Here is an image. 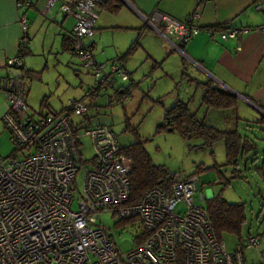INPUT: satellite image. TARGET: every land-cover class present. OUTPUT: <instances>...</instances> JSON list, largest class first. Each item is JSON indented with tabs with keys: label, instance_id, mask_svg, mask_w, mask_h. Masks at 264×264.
<instances>
[{
	"label": "built area",
	"instance_id": "2783aa9c",
	"mask_svg": "<svg viewBox=\"0 0 264 264\" xmlns=\"http://www.w3.org/2000/svg\"><path fill=\"white\" fill-rule=\"evenodd\" d=\"M55 1L47 0L44 11L49 12ZM98 1L60 3L61 11L74 18L72 49L95 78L83 96L94 95L103 84L115 86L118 79L128 78L121 59L99 61L93 45L84 41L93 32ZM17 4L29 6L30 1L17 0ZM257 8L264 12V2ZM144 17L179 49L201 30L197 10L177 18L155 8ZM20 21L18 49L29 37L24 14ZM254 29L264 32V23ZM248 30L231 25L219 28L216 34L227 39ZM17 54L6 60V68L21 69ZM1 88L8 102L2 121L14 152L0 155V264H245L242 247L228 251L224 240L217 237L209 213L195 201L198 175L182 178L173 172L166 188H148L131 200V159L120 153L112 127L98 124L81 132L79 123L71 118L87 111L83 98L71 99L65 105L68 110L29 112L23 77L9 73ZM82 134L90 137L94 148L88 166L79 151ZM79 168L84 175L74 209L73 179ZM198 198L203 200L201 192ZM100 212L116 215L117 226L119 220L138 222L130 248L122 250L116 245L113 232L98 221ZM140 232L141 241L137 242ZM259 241V234L251 233L245 244L258 246ZM258 264H264V249L259 252Z\"/></svg>",
	"mask_w": 264,
	"mask_h": 264
},
{
	"label": "rangeland",
	"instance_id": "374dc122",
	"mask_svg": "<svg viewBox=\"0 0 264 264\" xmlns=\"http://www.w3.org/2000/svg\"><path fill=\"white\" fill-rule=\"evenodd\" d=\"M60 1L55 2L53 11H57ZM60 12L62 11L59 9V15ZM41 16L42 22L39 23L38 30L31 31V41L28 44L31 52L24 54L31 68L41 69L45 66L40 80H30L23 75L26 86H29V112L39 110L43 96H47L50 107L56 110L68 105L71 99L83 98L88 105L87 111L71 115L73 122L81 126V132L85 127L110 125L121 146L140 139L156 164L163 165L169 174L180 173L182 178L194 172L199 163L207 166L215 162L223 164L225 150L221 139L214 141L212 145H206L196 135L184 138L176 130L157 132L156 127L163 121L165 110L176 101L188 102L190 109L204 123L223 128L238 127L254 140L255 148L240 159V169L245 177L231 178V167L228 165H222L220 170L229 180L223 190L224 197L231 202H245L247 222L242 239L245 246V264H258L259 252L264 249V180L257 174L256 169V165L264 157V121L260 119L261 115L244 106L210 108L207 111L201 103L203 89L196 86L195 82L181 77L183 64L188 66L187 59L177 56L174 53L178 52L177 49L171 48V45L169 50H165L155 33H152L155 31L147 27H143L142 32L136 29L112 28L102 34L95 31L93 35L84 38L86 43L94 41L93 51L96 58L107 63L123 53L134 40L139 42V46L125 62L127 80L118 79L115 86L103 84L94 95L83 96L86 88L95 83V78L82 65L73 49H64L58 39L52 43L50 29L53 23L48 21V15L41 13ZM28 24L30 26L29 22ZM66 25H69V21ZM153 60L159 61V65L155 67ZM79 140V151L87 160L84 166H88V159L94 154L91 139L82 134ZM13 149L9 131L3 121H0V155L10 156ZM255 154L258 156L256 162ZM197 174L199 192L204 197L218 193L224 185V181H219L215 169L202 170ZM83 175L82 168L74 174V209L77 208V200L80 198ZM199 192H196L194 199L203 203L198 198ZM179 207L183 209L182 204ZM117 220L118 217L111 212L98 214V221L108 227V231L113 232L112 238L116 245L126 250L133 245L138 222H126L121 227L115 225ZM249 232L260 233L258 246L245 244ZM222 239L228 251L239 247L233 233L225 232Z\"/></svg>",
	"mask_w": 264,
	"mask_h": 264
},
{
	"label": "crops",
	"instance_id": "0c3cea01",
	"mask_svg": "<svg viewBox=\"0 0 264 264\" xmlns=\"http://www.w3.org/2000/svg\"><path fill=\"white\" fill-rule=\"evenodd\" d=\"M46 1L30 0L31 5L18 6L17 0H0V121H2V115L8 108V102L1 88L2 81L9 75L5 62L9 57L18 53V43L22 32L21 15L24 14L26 21L30 23L27 29L29 41H31V31L36 32L39 23L42 22L41 13L48 15V21L53 23L50 29L53 35L52 43L58 39L62 47L63 35L70 36L74 18L63 12H60L61 15L58 14L62 0L57 11H53L56 0L49 12L44 11ZM262 1L205 0L198 3L197 0H120L121 8L118 13L109 12L97 4L98 14L90 36L95 31L102 34L103 31L112 28L136 29L140 32L143 31V27L154 30L146 23L144 16L150 15L155 8L177 18H183L197 10L199 11V18L196 21L202 28L188 41L181 44V49L174 47L166 36H161L155 30L152 33H155V37L165 50H169L171 45V48L177 49L178 52H174L177 56H183L187 59L188 66H185L184 63V67L188 76L200 81L210 79L221 86L224 84L239 94L237 95V108L240 106L248 107V109H253L254 112L261 115L263 113L256 105L264 109V32L254 28L264 23V12L257 8L258 3ZM68 21L69 25H66ZM220 23L230 26H244L250 30L242 32L236 37L221 39L216 34L219 28H214L215 33L208 30L210 26ZM90 44L93 45L94 50V41H91ZM30 52L31 49L28 45L26 53ZM22 63L25 68L34 69L28 65V58H25L24 55L22 56ZM28 95L29 86L26 88V103L30 107ZM44 109L42 110L44 111ZM50 109L58 111L51 107ZM205 109L209 111L210 108ZM215 118L219 119L218 117ZM255 157L256 162L258 156ZM261 172L262 175H260ZM257 174L264 180V171L257 170Z\"/></svg>",
	"mask_w": 264,
	"mask_h": 264
},
{
	"label": "trees",
	"instance_id": "16d2710c",
	"mask_svg": "<svg viewBox=\"0 0 264 264\" xmlns=\"http://www.w3.org/2000/svg\"><path fill=\"white\" fill-rule=\"evenodd\" d=\"M202 1L205 0H197L198 3ZM98 4L100 8H103L112 13H118L121 8L120 0H99ZM29 5H31V2ZM228 26L230 25L220 23L214 24L210 26V28H226ZM200 28H202V26H200ZM28 42L29 37L27 43L19 47L18 49L19 52L17 55H19L21 59L20 67L25 77L29 78L30 80H40L44 68H41L39 70L25 68L22 63V56L28 50ZM72 42L73 39L71 36H68L66 34L63 35L62 47L64 49H72ZM138 46L139 42L137 40H134L127 47V49L116 58L121 59L123 62L126 61L135 52ZM153 61L155 67L160 63L157 60ZM181 77L195 82L196 86H199L203 89L201 103L206 108H234L238 104L237 95L226 89L225 87L215 83L210 79L200 81L195 79L194 77L188 76L185 71L184 64L181 72ZM42 108H45L44 111L51 110L49 103L47 102V96H43L40 101V108L38 110L39 113H42ZM60 110H68V107L64 106ZM260 119L264 121L263 114H261ZM173 130L178 131L181 137L184 138H188L192 135L201 137L206 145H212L214 141L220 139L224 142L225 162L223 164L215 162L207 166L199 163L196 166L195 171L188 174L187 176L190 177L193 175H198L197 173L202 170H216L219 181H224V185L218 193L208 197L203 196L202 202H204L201 204L209 213L217 237L222 239V235L225 232L233 233L236 237L238 246L242 247V251L244 254L245 246L242 244V239L244 226L247 222L245 202H231L224 197L223 190L225 189L226 184L229 182V180L222 173L220 167L222 165L230 166L231 178L245 177L242 170L240 169V159L255 148L254 140L248 134L242 133L238 129V127L220 128L204 123L203 121L199 120L196 112L190 109L188 102L181 100L176 101L173 105L165 110L163 121L160 122L156 127L157 132ZM13 152L14 149L11 151V154ZM120 153L131 159V171L129 173L131 200H136L137 198H139V196H141V194H143V192L148 188L154 186L166 188V183H169L171 181L172 173L169 174L163 165L156 164L152 160L150 153L145 148L140 139L121 146ZM256 169L258 171H264V157H262L259 164L256 165ZM262 174L263 173L261 172L260 175ZM131 220L135 219L119 220L117 224L121 227H124V224ZM250 234L251 232L248 233L247 237ZM258 234L260 236V233ZM140 235H142V232H140V234L135 237L137 242L141 241Z\"/></svg>",
	"mask_w": 264,
	"mask_h": 264
},
{
	"label": "water",
	"instance_id": "95a60500",
	"mask_svg": "<svg viewBox=\"0 0 264 264\" xmlns=\"http://www.w3.org/2000/svg\"><path fill=\"white\" fill-rule=\"evenodd\" d=\"M158 34H160L161 36H164L161 32H158ZM7 71L9 73H11L12 75H14L16 77H19V78L23 76L22 70L21 69H18V68H7ZM222 86L225 87L226 89L230 90L231 92L235 93L236 95H239L237 92H235L232 89L228 88L224 84H222ZM256 107L264 114V109L263 108H261V107H259L257 105H256Z\"/></svg>",
	"mask_w": 264,
	"mask_h": 264
},
{
	"label": "clouds",
	"instance_id": "9594fccd",
	"mask_svg": "<svg viewBox=\"0 0 264 264\" xmlns=\"http://www.w3.org/2000/svg\"><path fill=\"white\" fill-rule=\"evenodd\" d=\"M262 2H264V1H262ZM22 70V69H21ZM23 73V72H22ZM23 77V76H22Z\"/></svg>",
	"mask_w": 264,
	"mask_h": 264
}]
</instances>
